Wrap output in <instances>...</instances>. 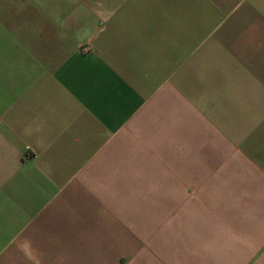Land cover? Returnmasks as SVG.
I'll use <instances>...</instances> for the list:
<instances>
[{
	"label": "crops",
	"instance_id": "crops-1",
	"mask_svg": "<svg viewBox=\"0 0 264 264\" xmlns=\"http://www.w3.org/2000/svg\"><path fill=\"white\" fill-rule=\"evenodd\" d=\"M0 264H264V0H0Z\"/></svg>",
	"mask_w": 264,
	"mask_h": 264
},
{
	"label": "rangeland",
	"instance_id": "rangeland-1",
	"mask_svg": "<svg viewBox=\"0 0 264 264\" xmlns=\"http://www.w3.org/2000/svg\"><path fill=\"white\" fill-rule=\"evenodd\" d=\"M82 51L87 53V52H91L92 51V47L89 45L83 46L82 47Z\"/></svg>",
	"mask_w": 264,
	"mask_h": 264
}]
</instances>
